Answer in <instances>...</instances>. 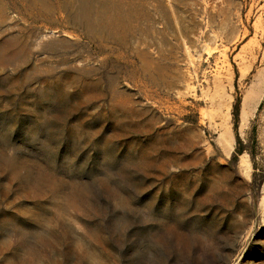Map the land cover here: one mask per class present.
I'll list each match as a JSON object with an SVG mask.
<instances>
[{
    "label": "rangeland",
    "instance_id": "rangeland-1",
    "mask_svg": "<svg viewBox=\"0 0 264 264\" xmlns=\"http://www.w3.org/2000/svg\"><path fill=\"white\" fill-rule=\"evenodd\" d=\"M0 264H264V0H0Z\"/></svg>",
    "mask_w": 264,
    "mask_h": 264
},
{
    "label": "trees",
    "instance_id": "trees-1",
    "mask_svg": "<svg viewBox=\"0 0 264 264\" xmlns=\"http://www.w3.org/2000/svg\"><path fill=\"white\" fill-rule=\"evenodd\" d=\"M243 151H244L243 149H239L238 153H243Z\"/></svg>",
    "mask_w": 264,
    "mask_h": 264
}]
</instances>
